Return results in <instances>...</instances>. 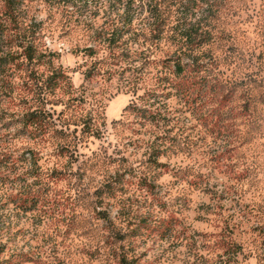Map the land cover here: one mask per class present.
I'll return each mask as SVG.
<instances>
[{
    "label": "rangeland",
    "instance_id": "obj_1",
    "mask_svg": "<svg viewBox=\"0 0 264 264\" xmlns=\"http://www.w3.org/2000/svg\"><path fill=\"white\" fill-rule=\"evenodd\" d=\"M21 1L71 87L46 88L44 65L0 72V147L41 157L38 182L0 172V264H264V0ZM187 32L225 83L214 100L193 71L202 102L166 84ZM35 106L55 128L39 140L17 133Z\"/></svg>",
    "mask_w": 264,
    "mask_h": 264
},
{
    "label": "trees",
    "instance_id": "obj_2",
    "mask_svg": "<svg viewBox=\"0 0 264 264\" xmlns=\"http://www.w3.org/2000/svg\"><path fill=\"white\" fill-rule=\"evenodd\" d=\"M49 4H70L73 5L71 0H45ZM152 1V0H149ZM0 72L7 71L10 73L14 67L22 63L26 64H38L44 65L47 69V75L44 79V85L46 88L54 92L56 89L71 87L67 80V75L60 67H55L52 64V53H45L39 49L37 43V33L39 32V22H35L31 18H28L25 8L22 6L21 0H0ZM130 19L123 22L122 26L115 25L110 31H107V36L103 39V42L109 48H116L121 41L124 34L130 32ZM182 41L186 49L179 48L178 52L188 54L185 56L187 61H184V56L177 55L171 59H168L170 74L177 79V82L171 83L170 80L166 81L170 88L174 89L173 95H179L186 97L192 101H201L206 93L203 91V86L208 85V91L210 94V101L214 100L218 91L222 89V82H218L217 75L213 73L212 64H216L212 57L211 60L204 63L200 60L199 55L195 54L196 50L201 47V44L194 42V36L190 33L182 34ZM87 50L91 52V48ZM188 52V53H186ZM194 72L200 79H206L204 83L197 84L191 82L188 78L190 72ZM11 74V73H10ZM208 76V77H206ZM165 79V78H164ZM200 81H198L199 83ZM202 86V90L196 86ZM194 96H193V95ZM192 97V98H191ZM258 102L264 104V93L257 96ZM202 102V101H201ZM147 101V105L151 106V103ZM139 107L133 106L136 110L137 117L145 120H155L156 112L152 107ZM156 110V109H155ZM214 114V113H213ZM19 127H17V133L22 136H27L33 140L44 139L55 128L52 124L49 112L41 107L26 108L21 111L17 121ZM90 117L88 120L83 119L81 124L85 131L89 134L92 133V123H90ZM153 147V156L159 157L167 147L162 145ZM40 156L36 150L23 147L17 148L14 146L0 147V172H6L8 175L14 174L16 170L21 169L27 176L34 178V182H38L41 175V166L39 164ZM157 163V161H153ZM54 170V169H53ZM2 180L0 179V182ZM25 202L23 206L28 202L27 196L24 197ZM21 261H29L27 258H23ZM117 264H134L132 259H129L124 254L117 257Z\"/></svg>",
    "mask_w": 264,
    "mask_h": 264
}]
</instances>
